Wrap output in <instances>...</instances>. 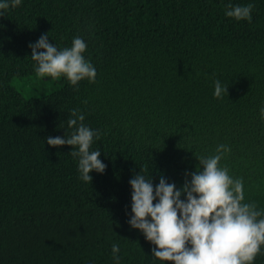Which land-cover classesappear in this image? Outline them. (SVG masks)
<instances>
[{"label": "trees", "instance_id": "trees-1", "mask_svg": "<svg viewBox=\"0 0 264 264\" xmlns=\"http://www.w3.org/2000/svg\"><path fill=\"white\" fill-rule=\"evenodd\" d=\"M254 4L252 21L226 5ZM4 11V10H0ZM48 33L58 49L79 36L94 83L61 77L40 97L14 78L36 75L29 43ZM40 51H43L41 49ZM228 94L214 97V80ZM25 83L19 84L22 87ZM264 0H22L0 16V264H172L132 228L134 174L180 188L197 157L242 178L246 203L264 212ZM78 109L99 130L92 150L107 165L80 179L72 146L49 136L72 129ZM197 156V157H196ZM202 168V166H201ZM155 203V201H154ZM254 264H264V245Z\"/></svg>", "mask_w": 264, "mask_h": 264}, {"label": "clouds", "instance_id": "clouds-1", "mask_svg": "<svg viewBox=\"0 0 264 264\" xmlns=\"http://www.w3.org/2000/svg\"><path fill=\"white\" fill-rule=\"evenodd\" d=\"M22 0H0V16ZM254 4L226 5L225 15L237 21H252ZM31 59L36 62L38 77L60 79L65 77L76 86L87 79L94 83L96 69L83 55L87 44L83 38L73 39L71 47L58 49L49 42L48 33L42 34L35 43H29ZM43 49V51H40ZM213 95L217 99L228 94V85L214 80ZM264 119V108H261ZM85 116L72 109L67 120L72 131L64 136H49L50 146H72L69 152L78 159L80 179L92 181L90 173L103 174L107 165L99 159V149L92 150L101 133L84 123ZM228 145L220 144L215 154L197 157L199 167L185 172L180 188L169 183L163 176L158 184L153 178L136 173L129 180L131 193V217L129 225L140 230L154 247L152 256L172 264H254L264 245V212L255 203H246L242 178H233L229 168L220 161L230 152ZM202 166V168H201ZM155 201V203H154ZM120 247L112 245L113 260L119 264Z\"/></svg>", "mask_w": 264, "mask_h": 264}, {"label": "rangeland", "instance_id": "rangeland-1", "mask_svg": "<svg viewBox=\"0 0 264 264\" xmlns=\"http://www.w3.org/2000/svg\"><path fill=\"white\" fill-rule=\"evenodd\" d=\"M14 85L24 94L26 97H40L56 87L58 79L54 80L51 77L40 78L36 75L25 76L22 78H14ZM25 83L22 87L19 84Z\"/></svg>", "mask_w": 264, "mask_h": 264}]
</instances>
